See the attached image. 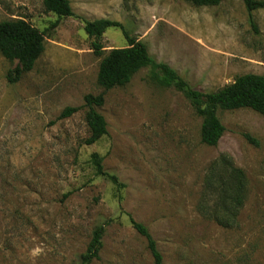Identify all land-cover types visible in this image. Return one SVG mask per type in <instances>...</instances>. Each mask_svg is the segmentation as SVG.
Segmentation results:
<instances>
[{
  "label": "rangeland",
  "instance_id": "374dc122",
  "mask_svg": "<svg viewBox=\"0 0 264 264\" xmlns=\"http://www.w3.org/2000/svg\"><path fill=\"white\" fill-rule=\"evenodd\" d=\"M68 1L73 16L49 33L30 72L9 83L16 62L0 54V264H78L99 225L102 248L91 264H153L129 217L148 230L162 264H264V118L250 109L218 112L224 133L206 146L189 102L151 83L149 69L123 87H101L102 57L83 30L85 21L120 23L155 62L209 92L237 76L264 77V9L249 17L241 0L212 7L183 0ZM16 19L44 31L56 17L43 0H0V22ZM101 43L102 56L127 45L118 28L108 29ZM86 95L104 100L96 111L107 133L92 145L83 144ZM68 107L79 110L60 118ZM92 154L124 186L120 191L95 174ZM220 157L245 179L231 228L210 217Z\"/></svg>",
  "mask_w": 264,
  "mask_h": 264
},
{
  "label": "trees",
  "instance_id": "16d2710c",
  "mask_svg": "<svg viewBox=\"0 0 264 264\" xmlns=\"http://www.w3.org/2000/svg\"><path fill=\"white\" fill-rule=\"evenodd\" d=\"M198 7L217 6L222 0H183ZM248 16L256 10L264 9L263 0H241ZM47 13L56 20L49 28L39 31L24 19L0 22V54L6 60L16 62V67L7 77L9 83L16 82L24 73L30 72L35 62L44 51V41L49 33L54 31L62 18L73 16L68 0H43ZM110 28L121 30L127 45L124 48L111 49L103 55L102 36ZM91 40V50L97 57H102L98 65L97 83L105 88L123 87L141 69H149L148 80L161 88H173L180 92L189 102L195 115L201 119L200 142L206 146L217 145L224 133V127L218 118V112L250 109L264 118V77L246 74L237 76L232 83L209 92L199 91L183 80L174 70L163 63L155 62L149 55L147 47L135 37L130 36L120 23L107 19L85 21L83 28ZM103 96L86 95L83 107L86 109L85 120L89 136L83 141L84 145L97 143L106 135V122L96 108L103 105ZM79 108H65L60 118H66L76 113ZM247 141L257 144L250 136H244ZM90 162L95 174L108 179L120 191L124 186L117 178L106 173L102 166V158L92 154ZM216 194L213 207L214 214L210 215L219 226L231 228L237 210L244 199L245 179L240 169L234 168L230 160L220 157L214 164ZM228 170V179L224 177ZM221 215V216H219ZM132 228L145 239L147 249L153 259V264H162V256L148 230L140 223L129 217ZM104 225L94 228L85 252L80 256L78 264H91L99 260L102 248Z\"/></svg>",
  "mask_w": 264,
  "mask_h": 264
}]
</instances>
